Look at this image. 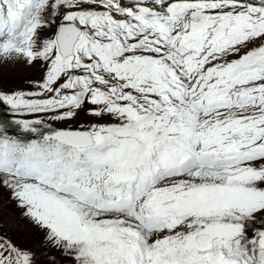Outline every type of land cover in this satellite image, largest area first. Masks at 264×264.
I'll list each match as a JSON object with an SVG mask.
<instances>
[{
	"label": "snow or ice",
	"instance_id": "6c2138e0",
	"mask_svg": "<svg viewBox=\"0 0 264 264\" xmlns=\"http://www.w3.org/2000/svg\"><path fill=\"white\" fill-rule=\"evenodd\" d=\"M0 264H264V0H0Z\"/></svg>",
	"mask_w": 264,
	"mask_h": 264
},
{
	"label": "rangeland",
	"instance_id": "374dc122",
	"mask_svg": "<svg viewBox=\"0 0 264 264\" xmlns=\"http://www.w3.org/2000/svg\"><path fill=\"white\" fill-rule=\"evenodd\" d=\"M22 75L27 76V75H31V73L23 72Z\"/></svg>",
	"mask_w": 264,
	"mask_h": 264
},
{
	"label": "trees",
	"instance_id": "16d2710c",
	"mask_svg": "<svg viewBox=\"0 0 264 264\" xmlns=\"http://www.w3.org/2000/svg\"><path fill=\"white\" fill-rule=\"evenodd\" d=\"M10 227H14V225H11V224H10Z\"/></svg>",
	"mask_w": 264,
	"mask_h": 264
}]
</instances>
